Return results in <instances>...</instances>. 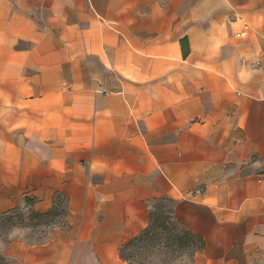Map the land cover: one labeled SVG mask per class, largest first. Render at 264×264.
Returning a JSON list of instances; mask_svg holds the SVG:
<instances>
[{
    "label": "crops",
    "instance_id": "1",
    "mask_svg": "<svg viewBox=\"0 0 264 264\" xmlns=\"http://www.w3.org/2000/svg\"><path fill=\"white\" fill-rule=\"evenodd\" d=\"M56 194L1 257L129 264L168 199L204 242L175 264H264V0H0V215Z\"/></svg>",
    "mask_w": 264,
    "mask_h": 264
},
{
    "label": "trees",
    "instance_id": "2",
    "mask_svg": "<svg viewBox=\"0 0 264 264\" xmlns=\"http://www.w3.org/2000/svg\"><path fill=\"white\" fill-rule=\"evenodd\" d=\"M163 201L172 202L168 199H157L150 203V223L147 228H145L139 235L128 241L124 246L120 248L119 255L122 260L128 262L129 264H152L149 263L147 259L151 257L153 251H139L142 245L146 243L150 245L151 250H154V248H156V246L161 243L165 248L170 249L169 255H164L161 259H168L169 261H171L170 259L175 258V256L173 255L175 252L178 254L189 244H193L195 246V249L188 257V260H191L193 255L203 248L204 242L199 236L191 234L183 227H180V234L176 228H170V224L172 226L178 225L175 221H173V210L168 213L169 223H165L163 221V215L162 213L157 211L158 208L156 205ZM32 203L33 200L31 198L24 199L25 206H31ZM14 209L15 208L1 215L8 214ZM60 214L63 215V219L60 223L57 224V221H55L54 218ZM30 215L37 220V224L41 223L46 226H49V224H57L58 227H65L67 225V219L69 216V212L67 210V200L64 195L56 194L53 198L51 207L46 212L39 213L32 211ZM128 250L131 251L126 252ZM0 261L6 262L7 260L1 257Z\"/></svg>",
    "mask_w": 264,
    "mask_h": 264
},
{
    "label": "rangeland",
    "instance_id": "3",
    "mask_svg": "<svg viewBox=\"0 0 264 264\" xmlns=\"http://www.w3.org/2000/svg\"><path fill=\"white\" fill-rule=\"evenodd\" d=\"M257 66V65H255ZM196 191H199L201 193V190L197 189L194 190L193 193ZM192 193V194H193ZM198 194V193H195ZM157 205L158 212L162 213L163 215V221L165 223H169L168 220V213L173 210V202L169 201H163L160 202ZM30 207V206H29ZM33 210L31 208L27 209L25 205L22 203L20 205H17L14 210L9 212L8 214L1 215L0 216V241L8 242L11 236H15L19 239H22L29 244H42L49 240L51 233L54 232L57 229H61L63 227H58V223H60L63 219V215L60 214L57 217L54 218L55 221H57L56 225L49 224V226L43 225V224H37V220L34 219L30 213ZM181 226H172L170 224V228H176L178 231L180 230ZM181 231H179V234ZM195 249V246L193 244L187 245L185 248L182 249L178 254L175 252L173 255L175 258L165 260H161L164 255H169V250L163 246V244H159L154 248V250H151L149 244H143L142 247L139 249L140 252H144L145 250L153 251V254L150 258L147 259L149 263L152 264H175L180 262H186L188 260V257L191 255L192 251ZM131 250H128L126 252H129ZM137 257V256H136ZM1 258V257H0ZM0 264H15L10 261L1 262Z\"/></svg>",
    "mask_w": 264,
    "mask_h": 264
},
{
    "label": "built area",
    "instance_id": "4",
    "mask_svg": "<svg viewBox=\"0 0 264 264\" xmlns=\"http://www.w3.org/2000/svg\"><path fill=\"white\" fill-rule=\"evenodd\" d=\"M195 193H199V191H196Z\"/></svg>",
    "mask_w": 264,
    "mask_h": 264
}]
</instances>
